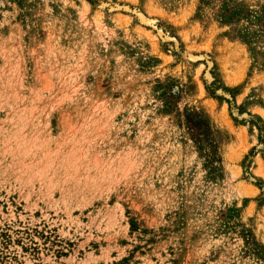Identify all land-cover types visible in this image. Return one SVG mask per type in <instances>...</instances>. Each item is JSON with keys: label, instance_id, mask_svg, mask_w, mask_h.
I'll list each match as a JSON object with an SVG mask.
<instances>
[{"label": "rangeland", "instance_id": "rangeland-1", "mask_svg": "<svg viewBox=\"0 0 264 264\" xmlns=\"http://www.w3.org/2000/svg\"><path fill=\"white\" fill-rule=\"evenodd\" d=\"M257 181L264 0H0V264H264Z\"/></svg>", "mask_w": 264, "mask_h": 264}, {"label": "trees", "instance_id": "trees-1", "mask_svg": "<svg viewBox=\"0 0 264 264\" xmlns=\"http://www.w3.org/2000/svg\"><path fill=\"white\" fill-rule=\"evenodd\" d=\"M229 91V90H228ZM235 90H233V96L235 95V92H234ZM213 94V93H212ZM232 96V97H233ZM222 99L223 100H226L227 102H229L230 104H231V106H230V111H231V113L234 115V105H233V101H230V100H227V99H225V98H223L222 97ZM243 113H245V111L242 109L240 112H239V116H242L243 115ZM233 119H234V121L235 122H238V123H241V124H243L244 122H245V120H239L238 118H236V117H234L233 116ZM189 123H190V125H191V129H193V130H197V133L195 134V139L198 141V142H201L202 141V139H201V133H199L198 132V130H201V128H203L204 127V125H203V123H202V121L201 120H195V119H193V118H189ZM258 129L260 130V131H262V129L260 128V127H258ZM256 153V149H254L252 152H251V155L253 154H255ZM259 187H260V189H263L264 188V186H263V183L261 182V181H257V183H256ZM126 262V260H124V262L123 263H125Z\"/></svg>", "mask_w": 264, "mask_h": 264}, {"label": "bare ground", "instance_id": "bare-ground-1", "mask_svg": "<svg viewBox=\"0 0 264 264\" xmlns=\"http://www.w3.org/2000/svg\"><path fill=\"white\" fill-rule=\"evenodd\" d=\"M232 82V81H231Z\"/></svg>", "mask_w": 264, "mask_h": 264}]
</instances>
